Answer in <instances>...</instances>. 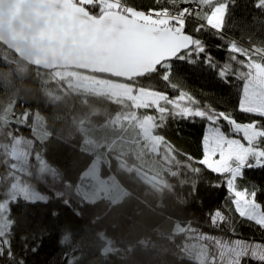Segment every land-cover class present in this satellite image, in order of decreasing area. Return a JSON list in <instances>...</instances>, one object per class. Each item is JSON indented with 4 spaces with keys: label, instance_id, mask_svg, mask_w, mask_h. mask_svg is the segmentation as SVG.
<instances>
[{
    "label": "snow or ice",
    "instance_id": "obj_1",
    "mask_svg": "<svg viewBox=\"0 0 264 264\" xmlns=\"http://www.w3.org/2000/svg\"><path fill=\"white\" fill-rule=\"evenodd\" d=\"M235 2L152 0L141 9L128 0H31L28 30L20 36L13 32L5 47L23 57L37 76L41 68L47 70L57 90L85 97L84 103L95 97L116 109L92 108L73 117L80 136L78 150L86 157L73 180L44 155L53 136L44 117L29 109L18 111L14 96L7 105L0 104V264H25L22 258L17 261L13 241L28 206L49 205L53 200L68 208L75 204L73 215L80 217L83 206L104 205L106 216L138 199L139 187L172 191L166 177H181V169L190 176L179 183L189 185L193 194L203 172L215 175L217 182L209 186L224 187L230 194V211L264 234L259 189L239 183L246 179V170L264 169V41H250L246 47L227 35V18ZM15 7L16 0H0V25ZM255 7L264 10V0H256ZM206 34L219 41L212 47L225 53L224 61L208 51ZM201 64L225 84L233 78L241 82L231 110L202 104L184 89L176 76L178 67ZM25 71L24 65H18L19 74ZM153 80L162 81L166 90L157 88ZM46 92L53 102L62 99ZM197 119L206 122L199 159L178 153L161 134L170 120ZM49 215L59 214L52 210ZM210 220L215 228L227 225L235 238L204 234L190 222H177L169 239L185 235L196 241L179 245L189 264H264V240L241 238L233 218L221 210ZM44 231L33 235L30 249L25 242L23 250L36 252ZM61 232L64 245L72 228L65 224ZM98 236L105 239L103 233ZM102 251L105 255L115 251L111 241L105 239ZM66 259L67 264H78L74 247Z\"/></svg>",
    "mask_w": 264,
    "mask_h": 264
},
{
    "label": "trees",
    "instance_id": "obj_2",
    "mask_svg": "<svg viewBox=\"0 0 264 264\" xmlns=\"http://www.w3.org/2000/svg\"><path fill=\"white\" fill-rule=\"evenodd\" d=\"M128 3L146 9L152 0H128ZM255 3L256 0H236L227 18V35L246 47L250 41H264V10L256 8ZM204 39L209 45L208 51L219 61H224L225 53L217 52L212 47L219 41L207 34ZM3 56L14 62L5 63L0 59V104L7 105L9 99L14 96L18 111L29 109L44 117L48 130L53 132V136L44 146V155L50 163L59 167L66 177L75 180L84 166L86 157L78 150L80 136L74 126L73 117L78 118L92 108L115 111L116 106L95 97H87V103H84L85 97L75 93L66 94L62 88L57 90L55 81L48 80L47 70L41 68V75L37 76L34 67L28 65L24 59H18L13 50L0 42V57ZM18 65H24L26 71L19 74ZM176 76L182 79L184 89L202 104L211 103L217 109L231 110L238 101L241 82L233 78L231 84H225L217 78L214 71L203 64L199 67L180 66ZM44 81H47L46 85ZM151 83L160 90H166L162 81L153 80ZM46 90L53 91L62 99L53 102ZM169 92L176 94L170 90ZM237 116L241 120L246 119L240 114ZM205 128L206 122L199 119L170 120L161 134L178 153L199 159ZM23 131L27 135V129ZM177 158L183 160L184 156ZM157 167L166 166L158 164ZM181 172L184 173L181 177H166L174 186L172 191L159 193L147 187H139L136 190L138 199L125 204L118 212H110L106 216L104 205L83 206V214L80 217L73 215V210L77 207L75 204L68 208L53 200L49 205L28 206L26 215L20 218L13 241L17 261L22 258L25 264H67L66 253L74 247L75 256L79 258L78 264H189L179 245L196 241L189 240L185 235H175L169 239L173 235L174 226L177 222H190L192 228L204 234L226 239L235 238L226 230L227 225H222L221 228L212 226L210 217L216 210H221L233 218L241 238L264 240V234L258 228L242 223L234 210L230 211V194L224 187L209 186L210 182H217L215 175L203 172L198 178L197 191L193 194L189 185L179 183L180 179L190 176L185 169H181ZM239 183L257 186L258 200L264 203V169L246 170V179ZM40 187L42 191H47L43 185ZM52 210L59 215L50 217L49 212ZM97 216L102 219L96 220ZM65 224L71 226L72 233L69 241L62 245L61 229ZM43 229L46 231L38 250L24 251L25 242L30 249L33 246V235H39ZM99 233H103L104 238L111 241L115 251L103 254L105 239H101ZM21 236H27V241L21 240Z\"/></svg>",
    "mask_w": 264,
    "mask_h": 264
},
{
    "label": "water",
    "instance_id": "obj_3",
    "mask_svg": "<svg viewBox=\"0 0 264 264\" xmlns=\"http://www.w3.org/2000/svg\"><path fill=\"white\" fill-rule=\"evenodd\" d=\"M31 0H16V7L11 14L5 15V22L0 25V42L10 41L12 33L17 36L23 35L31 23L32 14L27 10V5Z\"/></svg>",
    "mask_w": 264,
    "mask_h": 264
},
{
    "label": "clouds",
    "instance_id": "obj_4",
    "mask_svg": "<svg viewBox=\"0 0 264 264\" xmlns=\"http://www.w3.org/2000/svg\"><path fill=\"white\" fill-rule=\"evenodd\" d=\"M17 58H18V59H21V60L24 59L23 57H19V56H18Z\"/></svg>",
    "mask_w": 264,
    "mask_h": 264
},
{
    "label": "rangeland",
    "instance_id": "obj_5",
    "mask_svg": "<svg viewBox=\"0 0 264 264\" xmlns=\"http://www.w3.org/2000/svg\"><path fill=\"white\" fill-rule=\"evenodd\" d=\"M58 95V94H57Z\"/></svg>",
    "mask_w": 264,
    "mask_h": 264
}]
</instances>
